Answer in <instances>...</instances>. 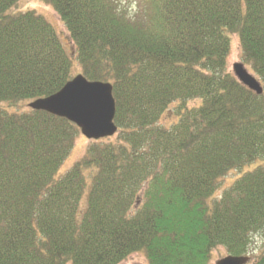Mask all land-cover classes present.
<instances>
[{
  "label": "trees",
  "instance_id": "obj_1",
  "mask_svg": "<svg viewBox=\"0 0 264 264\" xmlns=\"http://www.w3.org/2000/svg\"><path fill=\"white\" fill-rule=\"evenodd\" d=\"M42 1L73 56L41 14L0 0V264H211L217 247L264 264V0ZM231 35L261 94L229 69ZM74 60L112 85L117 131L56 177L79 129L6 107L57 92Z\"/></svg>",
  "mask_w": 264,
  "mask_h": 264
},
{
  "label": "water",
  "instance_id": "obj_2",
  "mask_svg": "<svg viewBox=\"0 0 264 264\" xmlns=\"http://www.w3.org/2000/svg\"><path fill=\"white\" fill-rule=\"evenodd\" d=\"M230 67L243 85L257 94L262 93L260 82L248 72L242 62L233 63ZM28 107L70 121L89 140L111 137L117 131L113 121L115 102L112 85L87 80L83 74H76L54 94L32 100ZM248 260V256L227 255L214 264H247Z\"/></svg>",
  "mask_w": 264,
  "mask_h": 264
},
{
  "label": "rangeland",
  "instance_id": "obj_3",
  "mask_svg": "<svg viewBox=\"0 0 264 264\" xmlns=\"http://www.w3.org/2000/svg\"><path fill=\"white\" fill-rule=\"evenodd\" d=\"M121 3L125 4L127 2L133 3V0H119ZM25 10H34L36 13L41 14L54 28L56 34L59 36L62 44H64L65 49L71 53L73 56V45L70 40L69 34L65 28V26L62 24V21L60 20L59 16L56 14V12L52 9L50 5L45 4L42 0H18V2L9 10L10 13L18 12V11H25ZM239 42L237 35H231L230 37V46H229V55L227 59L228 67L231 69L230 66H232L233 63L240 62V48H239ZM248 72H251L249 67H246ZM80 66L78 65L77 61L74 60L72 63V74L73 76L80 73ZM31 101H24L17 106H11L6 107L9 112L11 111H25L28 109H31L28 107V103ZM171 110V108H169ZM33 110V109H31ZM165 111L161 117L160 123L167 126L171 123V120L174 119V115L172 111ZM88 143V140L83 135H78V137L75 140L74 147L69 154V156L64 160L62 165L59 167L56 177H61L68 169L69 167L84 153L86 144ZM248 169L252 168V165L247 167ZM238 172V171H236ZM235 172H229L224 179H222L220 185L218 186V189L216 190V196L219 194L222 189L228 185L231 184V181L233 180L235 176ZM263 237L259 234L255 235L253 237V242L251 244V248L256 252L258 248L262 246ZM226 252L222 247H217L212 252V260L211 264H214V262L224 256H226ZM250 259H252V256H250ZM118 264H147V260L145 255L142 252H135L130 254L128 257H126L123 261H121Z\"/></svg>",
  "mask_w": 264,
  "mask_h": 264
}]
</instances>
